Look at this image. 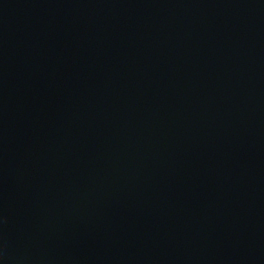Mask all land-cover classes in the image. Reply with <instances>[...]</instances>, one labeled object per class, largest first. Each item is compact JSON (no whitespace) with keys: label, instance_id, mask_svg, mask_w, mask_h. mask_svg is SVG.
Returning <instances> with one entry per match:
<instances>
[{"label":"water","instance_id":"95a60500","mask_svg":"<svg viewBox=\"0 0 264 264\" xmlns=\"http://www.w3.org/2000/svg\"><path fill=\"white\" fill-rule=\"evenodd\" d=\"M0 264H264V0H0Z\"/></svg>","mask_w":264,"mask_h":264}]
</instances>
